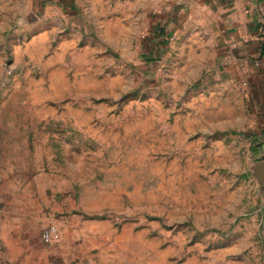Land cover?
<instances>
[{
  "label": "rangeland",
  "instance_id": "374dc122",
  "mask_svg": "<svg viewBox=\"0 0 264 264\" xmlns=\"http://www.w3.org/2000/svg\"><path fill=\"white\" fill-rule=\"evenodd\" d=\"M14 6L0 0V264H264L260 114L184 97L177 67L148 74L134 31L124 49L24 40ZM23 206L34 247L5 239Z\"/></svg>",
  "mask_w": 264,
  "mask_h": 264
},
{
  "label": "crops",
  "instance_id": "0c3cea01",
  "mask_svg": "<svg viewBox=\"0 0 264 264\" xmlns=\"http://www.w3.org/2000/svg\"><path fill=\"white\" fill-rule=\"evenodd\" d=\"M11 2L15 4L14 15L21 17L18 22L28 25L24 40L29 38L31 43L50 45L57 38L59 44H115L124 49L130 45L131 33L136 32L139 60L148 66V74L156 67L163 72L169 66L177 67L174 80L185 82L184 97L204 99L210 94L211 98H225L227 104L233 99L234 105L248 106L260 114L259 124L252 125L264 130V0ZM118 33L117 40L114 36ZM38 209L29 214L36 217ZM25 210L23 206L22 212L18 207L9 212L5 225L13 236L5 239L18 244L28 240L34 247L35 231L41 224L38 220L33 233L28 234L33 242L27 239ZM69 231L73 234L64 233L68 247L66 237L75 240L82 233L73 227Z\"/></svg>",
  "mask_w": 264,
  "mask_h": 264
},
{
  "label": "built area",
  "instance_id": "2783aa9c",
  "mask_svg": "<svg viewBox=\"0 0 264 264\" xmlns=\"http://www.w3.org/2000/svg\"><path fill=\"white\" fill-rule=\"evenodd\" d=\"M42 241L45 244H58L62 240V231L58 224H49L46 226L41 235Z\"/></svg>",
  "mask_w": 264,
  "mask_h": 264
},
{
  "label": "water",
  "instance_id": "95a60500",
  "mask_svg": "<svg viewBox=\"0 0 264 264\" xmlns=\"http://www.w3.org/2000/svg\"><path fill=\"white\" fill-rule=\"evenodd\" d=\"M256 169V175L260 178L261 182H264V159L256 163Z\"/></svg>",
  "mask_w": 264,
  "mask_h": 264
}]
</instances>
